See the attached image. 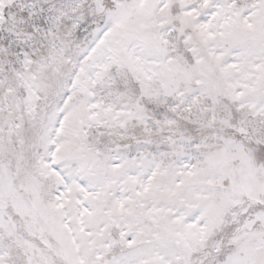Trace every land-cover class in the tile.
Returning a JSON list of instances; mask_svg holds the SVG:
<instances>
[{
    "label": "snow or ice",
    "instance_id": "6c2138e0",
    "mask_svg": "<svg viewBox=\"0 0 264 264\" xmlns=\"http://www.w3.org/2000/svg\"><path fill=\"white\" fill-rule=\"evenodd\" d=\"M0 264H264V0H0Z\"/></svg>",
    "mask_w": 264,
    "mask_h": 264
}]
</instances>
